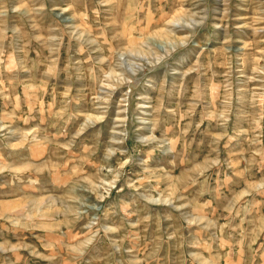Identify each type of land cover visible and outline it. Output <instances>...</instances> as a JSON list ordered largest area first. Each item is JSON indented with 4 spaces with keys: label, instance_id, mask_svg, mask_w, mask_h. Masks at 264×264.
<instances>
[{
    "label": "rangeland",
    "instance_id": "374dc122",
    "mask_svg": "<svg viewBox=\"0 0 264 264\" xmlns=\"http://www.w3.org/2000/svg\"><path fill=\"white\" fill-rule=\"evenodd\" d=\"M0 264H264V0H0Z\"/></svg>",
    "mask_w": 264,
    "mask_h": 264
}]
</instances>
